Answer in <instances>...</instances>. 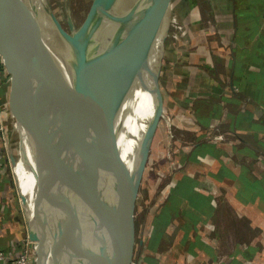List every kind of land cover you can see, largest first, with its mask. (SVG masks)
Segmentation results:
<instances>
[{"label":"crops","instance_id":"1","mask_svg":"<svg viewBox=\"0 0 264 264\" xmlns=\"http://www.w3.org/2000/svg\"><path fill=\"white\" fill-rule=\"evenodd\" d=\"M209 1L223 37L209 40L200 31L178 39L159 74L163 108L186 128L189 141L206 142L177 148L174 192L160 204L137 264H220L211 221L215 186L227 188L230 201L258 225L254 237H264V0ZM214 125L228 134L226 141L207 138ZM7 156L0 145V247L16 252L27 230ZM248 247L228 250L221 264H254Z\"/></svg>","mask_w":264,"mask_h":264},{"label":"water","instance_id":"2","mask_svg":"<svg viewBox=\"0 0 264 264\" xmlns=\"http://www.w3.org/2000/svg\"><path fill=\"white\" fill-rule=\"evenodd\" d=\"M107 3L109 0H91L83 20L75 25L68 18L70 22L64 28L49 5L43 2L55 25L56 38L42 40L26 35L33 10L28 0H0V10L12 13L5 19H15L20 24L24 22L21 32L12 24L8 30L33 42H48L58 47L53 64V85L50 87L51 94L52 87L55 89L58 110L69 128L66 146L50 180L30 205L17 186L27 236L34 243V264H80L89 254L98 255V264H128L132 257L124 250L123 244L151 140L162 115L159 72L171 0L132 1L126 16L130 67L125 71L123 65L120 82L110 99L100 102L94 96L92 102H86L83 99L85 91L79 88L73 76L68 83L67 70L91 31L104 21ZM0 41L3 40L0 38ZM0 50L5 64H11L6 60V51ZM137 87L150 94L153 109L135 147L139 158L131 178L127 204L117 211L107 169L123 158V150L119 146L123 136V112L126 101ZM86 91L92 92L90 86H86ZM35 157L39 160V156ZM82 217L86 218L88 225L81 237Z\"/></svg>","mask_w":264,"mask_h":264},{"label":"rangeland","instance_id":"3","mask_svg":"<svg viewBox=\"0 0 264 264\" xmlns=\"http://www.w3.org/2000/svg\"><path fill=\"white\" fill-rule=\"evenodd\" d=\"M90 2L91 0H48V5L51 10L57 14L58 19L63 21V26L67 28L68 23H66L65 20L71 18V21L75 25H78L83 20ZM107 6L114 23L117 24L118 19L116 18V0H109ZM171 12L175 13L177 18L180 20L184 27V33L178 36L177 39L171 38L170 35L165 37L162 62L165 54H168L170 47H173L175 44L177 45L179 40L183 41L189 38L192 33L197 35L200 31L202 33L206 31L209 40H219L223 37L221 29L222 22L218 16L211 12L209 0H171ZM105 19L106 14H104L103 17V20ZM10 21L12 22L10 23ZM11 24L13 27H15V29L21 32L24 22L22 21L20 24L18 20H11L10 18L4 19L1 22L2 27L6 30L11 27ZM53 37L56 38L55 34ZM84 44L88 45L90 43L87 44L86 39ZM84 44L81 47H84ZM101 44H103V42ZM180 46H185V44L181 43ZM0 49L5 51L10 49L14 50L15 45L10 42L4 43L3 41H0ZM46 57L47 56H39V60H37L38 65H36V68L41 66V62H43V66H46V62L44 60ZM87 58L88 50L83 51L81 54V60L85 70L86 67L87 69L89 67ZM161 67L162 63L160 70ZM13 68L15 69L13 64H5L0 50V145L3 149V152L6 150L8 153V156L6 157L8 175L13 181V186L16 188L17 192V149L20 146L23 145L28 150V152H31V156H33V160L35 162L32 167L37 172H40V170L43 168V160L48 162L49 167H52L55 156L52 153V150L47 149L40 143V141L38 142V140L35 138L34 132L40 139H42L37 128L36 130H12L13 117L11 116V110L8 104V91L13 83L12 79L15 80L18 83V86L21 88H24L25 85L24 80H22L16 74L13 75ZM48 72L50 76L51 70L49 68ZM67 81L68 83H71L72 77L68 75ZM88 83L89 76H87L85 80V91ZM26 90V93L28 92L27 95L29 96H27V99L30 101L28 108L32 114V118L38 123L39 128L42 127L39 122L42 118L45 119V123H48V128H51L53 125L52 121L47 119V114L50 111L49 99L52 96L51 87L45 84V81L41 79L40 86L33 83L31 87L27 85ZM166 115L171 121V125L168 130L171 131L170 136L172 134V138H170L169 144H167L168 133L164 126L163 120ZM161 116L158 120L157 127L151 140L147 162L141 178L138 193L135 198L132 216L127 228L126 239L123 244L124 250L129 252L134 259L138 258V254L140 252L139 250H141L148 233L153 227L154 215L156 214L160 204L164 202L168 191H170V188L173 185L170 183L172 176L175 173L173 172V167L178 164L175 157L177 148L186 147L188 144L193 143V141L188 140L189 138L186 128L183 127L180 122L173 119L169 111L164 109ZM21 138L24 140L23 142ZM168 150H170V158L167 155ZM35 156H39V160H37ZM138 158L139 153L134 150L132 155L128 157L121 168V172L123 171L122 173L124 176H122L120 182L118 183V190L113 196L117 211L122 210L127 204L131 187V178L138 162ZM171 167L172 169L169 170ZM212 186L213 184L210 183L208 189H212ZM214 190L216 191L215 199L218 204L215 216L214 218H211V221L215 228L214 231L220 241L214 246V250H216L215 253L217 255L215 261L221 264L222 261L220 262V260L227 255L228 250H231L235 246L236 248L249 246L248 250L251 252L250 255H252L251 257L254 260V264L264 263V243L261 245L259 241L264 240V237H254L257 228L259 229L258 225H255L254 221L248 220L246 215L243 214L245 210H243L244 207L240 203L230 201L231 196H229L227 188L219 189L215 186ZM251 207L254 209L257 207V209H259V206L257 205H252ZM163 211H165L164 207L161 209V213H163ZM261 226L264 228V221L261 222ZM81 232L82 233L80 236H82L83 233H86L84 232L83 228L81 229ZM219 248L221 250L220 252Z\"/></svg>","mask_w":264,"mask_h":264},{"label":"bare ground","instance_id":"4","mask_svg":"<svg viewBox=\"0 0 264 264\" xmlns=\"http://www.w3.org/2000/svg\"><path fill=\"white\" fill-rule=\"evenodd\" d=\"M132 1L134 0H116L117 24L114 23L107 9L106 19L96 26L87 37V44H90H84V47L79 48L67 70L69 76L71 75V77L73 76L75 78L76 84L83 91H85V80L87 76H89V83L87 86H90L92 92L85 91L83 99L86 102H92L94 96H96L100 102L110 99L114 93L115 87L120 82L123 65H125V71L130 67L131 55L126 34V16L128 10L132 7ZM28 2L33 10H31L30 20H28L26 26V35L29 38L34 37L42 40L49 39V37L54 38L53 35L56 33L55 25L47 14V10L43 4V2L48 4V0H28ZM10 14L12 13L6 10H0V20L5 19ZM53 14L63 26V21L58 19L55 12H53ZM65 22H70V19L65 20ZM63 27L65 28V26ZM0 38L4 43L10 42L15 45L14 50L10 49L6 51V60L14 65L15 69L13 68V72L24 80L25 84L24 88H21L18 86V83L14 81L8 91V104L10 106L11 116L13 117L12 130H36L37 128L42 139L34 132L35 138L47 149L52 150L55 156L52 167H49L48 162L43 160V168L40 172H37L32 167L35 162L33 156H31V152H28L22 144V146L17 149L18 162L16 183L20 192L23 194V198L27 204L30 205L50 180L52 171L54 170L53 168L58 163L63 148L66 146V139L69 136V128L66 122L63 121L60 111L58 110V96L55 89L52 87V96L50 95L51 98H48L50 111L47 114V119L52 121L53 125L51 128H48V123H45L44 118L39 121L42 126L40 128L38 123L34 119H31L32 114L28 108L30 101L27 99L28 92L26 93L27 85L31 87V85L35 83L40 86L41 79L45 81V84L49 86L53 85V64L57 56L58 47L48 42H33L27 39V37L19 36L10 30H4L1 24ZM102 42L103 44H101ZM87 50L89 67L88 69L86 67L85 70L82 64L81 54L83 51ZM39 56H47L44 58L46 66H43L44 64L41 62V66L36 68ZM48 68L51 70L50 76ZM152 109L153 102L150 94L140 87L135 89L132 97L125 103L123 112V136L119 143V146L123 150V158L112 163L107 169V176L111 180L113 196L118 190V183L122 176H124L122 173L123 171L121 172V168L128 157L134 152L139 137L143 133L148 118L152 113ZM162 111H164L163 105ZM69 113L73 116L71 109H69ZM163 120L168 133L167 144H169L171 131H169L168 128L171 125V121L167 115ZM25 135L27 136L26 133ZM23 141L22 139V142ZM81 219L83 222L82 228L84 232H86L88 222L84 217ZM84 235L85 233L82 234V236ZM80 264H98V255L89 254L81 260Z\"/></svg>","mask_w":264,"mask_h":264},{"label":"built area","instance_id":"5","mask_svg":"<svg viewBox=\"0 0 264 264\" xmlns=\"http://www.w3.org/2000/svg\"><path fill=\"white\" fill-rule=\"evenodd\" d=\"M183 33H184L183 25L181 24L180 20L177 18L175 13L171 12L170 18H169L167 35H170L171 38L177 39V37ZM162 114H163V111H162ZM170 138H172V134ZM207 138L215 140V141H226L229 138V136L224 130H221L218 125H214L211 127V130ZM169 152L170 150H168L167 155L170 158ZM171 169L172 167L169 170ZM17 197L20 203V209L22 211V206H21L18 192H17ZM34 261H35L34 243L31 239H29L28 236H26V239H24L21 242V244H19V248L16 252L6 251L5 249L0 247V264H34ZM128 264H137V259H134L133 257H131Z\"/></svg>","mask_w":264,"mask_h":264},{"label":"trees","instance_id":"6","mask_svg":"<svg viewBox=\"0 0 264 264\" xmlns=\"http://www.w3.org/2000/svg\"><path fill=\"white\" fill-rule=\"evenodd\" d=\"M219 128H220V127H219ZM220 129H221V128H220ZM204 142H206V141H203V140H202V141H197V140L195 141V140H194L193 143H191V145H192V147L194 148V147H196L198 144H200V143H204ZM170 191H171V192H174V188H171ZM254 192H255L256 195L262 194L261 190H259V189H257V188L254 189ZM169 195H171V194L169 193ZM155 220H156V218H155V215H154L153 221H155Z\"/></svg>","mask_w":264,"mask_h":264}]
</instances>
